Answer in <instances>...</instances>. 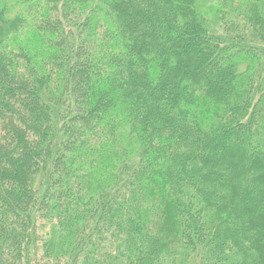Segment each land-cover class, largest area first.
<instances>
[{
  "label": "trees",
  "instance_id": "16d2710c",
  "mask_svg": "<svg viewBox=\"0 0 264 264\" xmlns=\"http://www.w3.org/2000/svg\"><path fill=\"white\" fill-rule=\"evenodd\" d=\"M0 264H264V0H0Z\"/></svg>",
  "mask_w": 264,
  "mask_h": 264
}]
</instances>
